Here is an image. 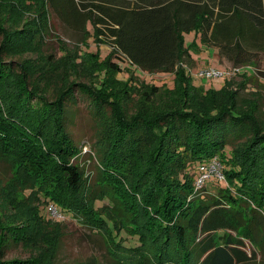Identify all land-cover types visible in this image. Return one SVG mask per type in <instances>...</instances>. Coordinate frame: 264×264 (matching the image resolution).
<instances>
[{
	"label": "trees",
	"instance_id": "obj_1",
	"mask_svg": "<svg viewBox=\"0 0 264 264\" xmlns=\"http://www.w3.org/2000/svg\"><path fill=\"white\" fill-rule=\"evenodd\" d=\"M44 2L70 29L88 38L93 33L94 42L96 37L110 46L114 58L149 74H174L177 82L175 88L162 89L132 74L147 87L144 95L160 103L130 114L129 102L122 100L126 92L112 90L105 78L93 87L72 82L50 100L19 76L16 92L1 98L4 109L0 102V160L21 165L19 172L32 176L35 186L24 190L25 198L37 192L61 217H73L102 235L114 264H264L258 259L264 249L260 100L228 91L231 83L214 98L205 97L183 67L196 46L185 44L184 35L192 32L218 48L234 68L260 66L264 0ZM27 29L9 32L0 25L5 36L0 94L15 68L2 53L18 38L28 46L29 34L37 29ZM118 65L109 62L120 71ZM77 93L90 100L98 118L95 176L81 166V146L67 127V103L75 102ZM104 112L110 113L107 121ZM214 162L224 179L211 176L199 187L202 168ZM221 181L226 185L216 184ZM104 198L114 204L112 215L98 205ZM16 230L0 223V264H42L4 259L5 249L21 240ZM87 264L99 262L94 258Z\"/></svg>",
	"mask_w": 264,
	"mask_h": 264
},
{
	"label": "rangeland",
	"instance_id": "obj_2",
	"mask_svg": "<svg viewBox=\"0 0 264 264\" xmlns=\"http://www.w3.org/2000/svg\"><path fill=\"white\" fill-rule=\"evenodd\" d=\"M41 3L42 0H0V25L4 29L9 32L23 28H28L26 31L37 29L33 35L29 34L28 46L18 38L2 53L4 60L15 63L14 75L1 86L2 109L4 101L1 98L11 97L16 92L19 76H24L30 89L43 93L50 100L72 82L93 87L97 83L101 85V80L105 78L112 90L126 92L122 93V100L129 102L130 114L135 112L136 107L156 109L160 103L152 102L144 95L147 87L133 80L132 74L140 81L162 89L176 87L177 77L174 74H149L121 62L110 55V46L96 37L94 42L93 33L88 38L86 33L73 31L48 9L45 2L44 6ZM88 31L93 32L91 25ZM196 34H186L185 40H188L187 47L196 45V50H191L197 65L190 62L188 66H183L187 67L193 86L202 88L205 97L210 95L214 98L216 92L225 90L231 83L228 91L238 90L245 99L260 100L261 119L264 121V60L260 66H245L238 70L228 62L220 61L217 51L207 49ZM4 39V31L0 30V47ZM90 53L97 55L91 56ZM109 59L119 64L120 71L109 67ZM96 60L101 64L95 65ZM205 71H216L221 76H200ZM242 83H246L243 89L240 87ZM76 98L75 102L67 103V127L76 144L81 146V166L87 175L95 176L98 118L88 98L80 93L76 94ZM103 118L105 121L110 119V113L104 112ZM247 134L249 136L251 130ZM14 166L18 168L14 170ZM14 166L0 160V223L16 227L18 238H21L19 244L5 247V260L38 259L42 264H87L95 258L99 264H114L109 259L106 239L102 235L95 234L73 217H61L55 212L52 202L42 201L37 192L25 198L24 190L34 188L35 184L31 181L32 176L19 172L21 165ZM212 180L207 181L208 186L213 184ZM216 184L226 185L223 181ZM98 205L108 207L107 212L113 214L111 199L104 198ZM49 212L51 215H48ZM258 259L264 261V249L258 252Z\"/></svg>",
	"mask_w": 264,
	"mask_h": 264
},
{
	"label": "built area",
	"instance_id": "obj_3",
	"mask_svg": "<svg viewBox=\"0 0 264 264\" xmlns=\"http://www.w3.org/2000/svg\"><path fill=\"white\" fill-rule=\"evenodd\" d=\"M238 70H240V69H238ZM200 76L218 78V77L221 76V74L219 72H216V71H205V72H202L200 74ZM202 171L204 173H203L201 179H199V181H198V186L199 187H201L204 184V182L206 180H208L211 176H216V177H218V178H220L222 180L224 179V176L221 173V166L217 162H214L211 166H209L208 169L207 168H202ZM54 210L58 214L56 208Z\"/></svg>",
	"mask_w": 264,
	"mask_h": 264
},
{
	"label": "crops",
	"instance_id": "obj_4",
	"mask_svg": "<svg viewBox=\"0 0 264 264\" xmlns=\"http://www.w3.org/2000/svg\"><path fill=\"white\" fill-rule=\"evenodd\" d=\"M136 1V0H135ZM139 4H141L140 2H138ZM192 33H196V32H192ZM192 33H190V34H192ZM197 35V34H196ZM195 35V36H196ZM184 37H186V34L184 35ZM197 39H199V40H201V34H198L197 35ZM186 39V38H185ZM202 41V40H201ZM187 42H188V40H187ZM187 42H186V40H185V44H186V46H187ZM203 43V42H202ZM204 44V43H203ZM206 47H208L207 49H215L216 51H217V58L221 61H225V62H228L227 60H225V59H222L221 58V56H220V53H219V49L218 48H216V47H211V46H209L208 44H204ZM196 47V46H195ZM195 47H193L194 48V50H196V48ZM193 51L191 50L190 51V54L192 55V61L191 62H193V63H195L196 65H197V62L195 61V55L192 53ZM195 52H197V51H195ZM210 53V52H209ZM200 54H205V53H200ZM229 63V62H228ZM230 64V63H229ZM164 74V73H163Z\"/></svg>",
	"mask_w": 264,
	"mask_h": 264
}]
</instances>
